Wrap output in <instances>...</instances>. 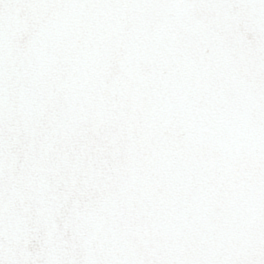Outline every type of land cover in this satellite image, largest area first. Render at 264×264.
Wrapping results in <instances>:
<instances>
[{"label":"snow or ice","instance_id":"6c2138e0","mask_svg":"<svg viewBox=\"0 0 264 264\" xmlns=\"http://www.w3.org/2000/svg\"><path fill=\"white\" fill-rule=\"evenodd\" d=\"M0 264H264V0H0Z\"/></svg>","mask_w":264,"mask_h":264}]
</instances>
